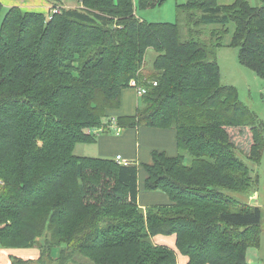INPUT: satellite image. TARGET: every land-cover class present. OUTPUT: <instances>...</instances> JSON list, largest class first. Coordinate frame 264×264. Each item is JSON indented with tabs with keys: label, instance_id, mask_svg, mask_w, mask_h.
<instances>
[{
	"label": "trees",
	"instance_id": "16d2710c",
	"mask_svg": "<svg viewBox=\"0 0 264 264\" xmlns=\"http://www.w3.org/2000/svg\"><path fill=\"white\" fill-rule=\"evenodd\" d=\"M72 1L50 19L19 7L3 13L0 3V247L42 249L36 262L10 256V264H178V254L187 264H249L261 209L229 193L257 187L242 157L260 158L264 127L220 83L216 51L232 26L228 47L264 80V0H185L177 23L136 14L166 0ZM138 87L146 92L136 113L116 126L171 129L178 149L153 151L142 166L144 190L170 200L145 210L137 166L74 153L93 143L123 91ZM157 235H174L176 250L154 244Z\"/></svg>",
	"mask_w": 264,
	"mask_h": 264
},
{
	"label": "crops",
	"instance_id": "0c3cea01",
	"mask_svg": "<svg viewBox=\"0 0 264 264\" xmlns=\"http://www.w3.org/2000/svg\"><path fill=\"white\" fill-rule=\"evenodd\" d=\"M216 1L218 5H230L236 0ZM252 1L256 2V5H253L251 0H249L253 6H259L262 3V0ZM0 3L6 8L19 7L22 11L40 12L44 15L49 12L52 6L49 0H0ZM229 29V38L223 40V47L225 48H227L230 43L233 27L229 26ZM216 57L219 64V57L217 55ZM139 97L140 96L137 95L134 88L124 90L121 95L120 107L109 111L107 117L103 121L104 130H106V132L92 135L94 141L87 145L91 146L89 150L96 154L97 158L114 160L116 156L119 155L121 159L125 160L129 165L134 164L138 167V193L136 201L138 206L145 210L151 206L169 204L170 200L162 192H146L144 190L143 182L146 178V174L142 166L144 164L149 165L152 162L151 154L153 151L163 152L168 157H174L178 154V149L175 142V133L171 129H152L147 127L121 129L116 126L115 122L118 116H132L136 113L139 105ZM152 242L156 245L166 246L174 251L176 250L174 235H157L152 238ZM27 250H24V252L20 250L22 252L20 253L19 251H14V249H0V260L4 261V264H10L9 257L15 256L12 252H17V254L20 255H16L15 257L31 259L34 255ZM259 250L260 247L249 248L247 250L246 258L249 264H261V254H259ZM177 263L187 264V258L178 254Z\"/></svg>",
	"mask_w": 264,
	"mask_h": 264
},
{
	"label": "rangeland",
	"instance_id": "374dc122",
	"mask_svg": "<svg viewBox=\"0 0 264 264\" xmlns=\"http://www.w3.org/2000/svg\"><path fill=\"white\" fill-rule=\"evenodd\" d=\"M185 0H166L162 5L146 10H137V16L149 23H177V11L176 5L183 4ZM253 5H256V2L251 0ZM53 4V3H52ZM3 5V4H2ZM59 5V6H58ZM59 8H75L77 7L76 3L72 0H60L57 3ZM9 8V7H8ZM3 6V13L8 9ZM54 9L53 6L50 7L49 12L46 16L51 14V11ZM2 13V14H3ZM231 29V28H230ZM229 34L224 37V40L228 39ZM208 37V31L203 30L200 33V38ZM216 55L219 57V67H220V83L225 86L235 87L238 92V99L247 106L253 113H255L259 121L263 124L264 127V80L256 76V74L242 66L238 61V51L236 48L232 47H222L216 51ZM156 56V53L153 49H148L145 55V67L150 68L152 62ZM91 146L87 144H80L75 148V155L80 157H97L91 150ZM244 162L250 169V175L254 178L257 176V187L248 192V195L238 194V193H229L234 196L241 203H247L253 206H258L261 209V246L259 254H261L260 261L261 264H264V149L261 152V156L257 161H247L242 157ZM0 249H3L0 247ZM27 249H14V251H21ZM42 249L38 246H35L32 249H28L33 253L31 260L37 261L39 259V254ZM13 255H18L17 252H12ZM41 262H46L45 256L41 258ZM5 262L0 260V264ZM36 264V263H34Z\"/></svg>",
	"mask_w": 264,
	"mask_h": 264
},
{
	"label": "built area",
	"instance_id": "2783aa9c",
	"mask_svg": "<svg viewBox=\"0 0 264 264\" xmlns=\"http://www.w3.org/2000/svg\"><path fill=\"white\" fill-rule=\"evenodd\" d=\"M153 86H156V83L154 82L153 83ZM135 90H136V93H137V95L138 96H142V95H144L145 94V92H146V90L144 89V88H134ZM113 124V123H112ZM101 132L102 131V128H100L99 130H97L96 132ZM115 160L117 161V163L118 164H120V165H123V166H126V165H128V163L125 161V160H122L121 159V156H116V158H115Z\"/></svg>",
	"mask_w": 264,
	"mask_h": 264
},
{
	"label": "bare ground",
	"instance_id": "6f19581e",
	"mask_svg": "<svg viewBox=\"0 0 264 264\" xmlns=\"http://www.w3.org/2000/svg\"><path fill=\"white\" fill-rule=\"evenodd\" d=\"M59 6V5H58ZM53 8H55V9H51L52 11H51V13H56V12H58V10H59V7H53ZM48 17V19H50L51 17H50V15L49 16H47ZM99 130V129H98ZM97 130H95L94 132H92L93 134H95V133H102L103 131H104V127L102 128V131L100 132H96Z\"/></svg>",
	"mask_w": 264,
	"mask_h": 264
}]
</instances>
